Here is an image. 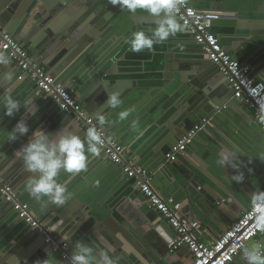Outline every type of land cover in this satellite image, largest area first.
<instances>
[{"label":"water","instance_id":"1","mask_svg":"<svg viewBox=\"0 0 264 264\" xmlns=\"http://www.w3.org/2000/svg\"><path fill=\"white\" fill-rule=\"evenodd\" d=\"M33 1H36L35 4L37 3L35 8L30 4L26 7L29 0H25V2L23 0H0L1 28L24 47H27L28 52L36 62L44 65L48 73L53 75L57 82L62 85L65 84V86L72 85L70 89L73 96L81 103L88 114H91L94 118L104 115L107 121L102 126L104 130L107 131L110 137L122 143L130 154H134L135 145L130 144V139H126L125 125L122 127V123L118 118L121 107L118 109L107 107L106 97L110 93L118 92L123 101L122 105L127 103L126 105H133L136 110H139L138 108L142 105L145 106L152 102L149 100L152 89L160 92H163L164 89L162 86L152 87L151 90L144 92L141 96L139 95L138 98L134 97V93L137 91L132 93L129 91L132 88L131 83H107L109 79L105 80L100 77V68L97 65V67L94 66L93 70L91 67L85 78H83L82 73L87 62L93 57L92 55L98 52L97 49L101 44L112 41V38L115 39L118 36L117 31L123 26L120 16H124V13L128 12L120 10L119 6L111 5L109 0ZM225 1L220 0L219 3ZM233 1L237 2L238 0ZM239 1L242 3L238 2L236 9H239L240 6L243 8L244 1L248 2V5L244 8L248 10L244 12L245 14H249L250 9L254 8L253 6H261V10H258V12L264 14V0ZM126 15H129V20L132 22H142V24L143 22L149 24L157 20V18L145 12L141 15L130 13ZM260 22L262 23L260 26L252 23L256 32L254 31L251 37L258 38V41L254 43L256 46L254 53L248 55L247 65L251 68V78L264 83V18ZM214 24L211 32L217 36L224 50L226 49L227 52L232 51L226 48L227 45H225L229 40L225 38L227 32L217 30L219 28H216ZM153 25L156 26V23ZM112 27L115 28L111 29ZM229 32H232V30ZM181 34H186L187 43H194L193 37L188 31L177 35ZM236 34L239 35L240 33L237 32ZM240 41L242 40H237V42ZM193 46L201 52V56L196 58L195 61L178 56V49H171L170 53L174 54L173 63L166 61V59L154 62L153 67L156 72L165 68L166 71L174 73L172 86L177 89L181 98L174 103L178 108L177 111L170 112L168 110L170 108V101H168L161 109L142 118V120L147 119V121L145 124L138 125L140 132H144L148 128V124L152 123L155 118H160L161 123H166L163 128L169 124L171 125L167 133L160 139L159 144L151 149L148 148L142 155H134L133 157L140 161L138 166L153 174L156 187H165L171 193H176L188 189L186 182H191L189 185L197 189L198 193L194 192V196H190L189 192L187 193L186 197L188 196L190 201L187 205L188 210L199 222L200 229L205 228L207 231H213L221 223L226 225L234 222L243 211L258 199L263 193L264 172H260L258 177L256 172L247 170L245 173L238 168L239 171L241 170L238 174H243V180L236 182L233 178L230 179L224 176L225 172L222 171V165L218 159L211 162V167L217 174L222 176L223 173L220 179L208 173L206 168L198 167L195 163L189 162V166L184 167V172L181 175L185 180L184 182L183 179L178 180L176 173H174L175 166L166 164L165 154L182 136L193 130L195 126L201 125L205 119L209 120L208 123L195 134L187 147V151L192 149L194 143H199L201 146L206 143V151L210 153L208 157L212 156L210 160H215L211 150L213 146L216 148L219 146L217 142L223 135L224 129L228 132L233 130L231 131L232 135L238 134V129L245 122L253 129L258 130L263 136L264 133L251 120L252 113L248 109L249 103L243 100L236 104L239 107L242 106L245 111L244 114L236 110V105H234L236 101L232 99V91L224 73L218 66L209 61L203 52L202 46ZM0 54L8 59L7 65H0V97L10 92L21 104L26 99H32L34 104L31 105V108L35 114L39 115L38 105L36 104H41V101L44 102V108L47 110L43 112L41 120L34 122L35 117L23 108L13 116L8 117L4 115L3 108L0 106V181L21 202L28 204L33 218L40 225L49 228L48 235L51 238L60 239L70 248L69 257L66 260L62 259L61 250L58 247L46 243L44 234L35 233L37 230L21 220L18 214L13 211L11 204L0 198L2 212L10 210L12 218L20 220L28 226V229L26 228L22 232L20 229L17 230L18 233L10 235L12 242L17 246L27 243L25 245L28 248L25 252L26 255L19 253L18 258L7 262L5 253L7 251V256H9L8 252L9 250L13 251V246L10 245L11 243L5 248L0 246V264H3V261H6L5 264H69V258L76 250L77 245L91 247L96 258H98L101 251H105L114 258L115 264H177L180 261L181 251L187 248L184 247L178 250L172 248L175 237L173 230L166 222L160 221L159 214L147 206L143 196H141L142 198L138 196L141 194H139L136 179L127 178L123 175L121 169L114 165L102 151L99 155L105 157L112 167L110 173L112 185L108 175L109 184L104 182L108 185L104 190H101V187V193L98 190L94 194H92L94 192L92 191L86 195L80 190L72 191L75 184L73 181L74 175L64 172H61L57 177L58 182L62 183L70 193V197L64 205L52 204L47 198L37 200L28 193L26 187L32 174L24 169L22 160L16 157L15 152L28 142L33 130L36 128L42 129L50 137L54 136V133L48 131V127L57 123L56 116L51 115L50 109L47 108V105L45 106L44 98L48 100L49 98L44 93L39 92L33 82H30L32 86L28 89L19 85L20 79H18L17 67L5 52L0 51ZM242 57L243 55L237 53L234 58L240 60ZM158 65L161 69L157 67ZM78 73L82 74L79 75ZM6 74H11V81L5 79ZM166 74H169V76H166ZM166 74L160 73L165 78L170 77V73ZM91 81L93 83H90ZM168 83L170 85V82ZM133 86L137 87L135 84ZM166 91H168L167 86ZM229 99H231L230 102H228ZM53 106L58 108L57 104L53 103ZM223 106L225 108H222ZM21 114H25V116L18 118V115ZM236 115L241 117L240 122L235 118ZM48 119L50 120L49 124H44V121ZM21 120L29 124L28 133L24 136H18L15 140H10V132L14 129L17 121ZM68 121H73L72 126L74 130L76 129L75 134L83 139L85 133L78 122L70 117H68ZM222 121L225 123L222 124ZM213 128L219 129L220 135L216 134L215 139L211 134L209 138L203 141L201 138H203L205 132L209 133ZM140 136L146 139L148 133L145 135L142 133ZM217 156L220 157L219 154ZM91 157L93 156L89 154V158ZM182 158L185 157L182 155ZM80 174H77V176H80ZM262 174L263 176H261ZM200 181H202V184H200ZM159 191L161 190L159 189ZM162 194L168 196L167 193ZM126 197L133 202L135 208L133 214L129 216L122 212L121 200L126 199ZM207 220L208 223H205ZM227 227L225 226L224 230Z\"/></svg>","mask_w":264,"mask_h":264},{"label":"crops","instance_id":"2","mask_svg":"<svg viewBox=\"0 0 264 264\" xmlns=\"http://www.w3.org/2000/svg\"><path fill=\"white\" fill-rule=\"evenodd\" d=\"M23 2H25V0H23ZM35 2L36 1L29 0V3L26 4V7L30 4V6H33L35 8L37 6V3L35 4ZM219 2L220 0H190L191 5L195 9L205 10V11L209 10L219 15V19L215 21L214 25H216V28H219L217 30L219 31L221 30L222 32H227L225 38L229 40L227 43H225V45H227L226 48L232 50L230 52H227L225 49V51L228 54H230L232 57H235L237 53H240V55H243V57L239 61L244 64H247V60L249 57L248 55L254 53L256 48L254 43L258 41V38L251 37V35L254 34L255 31L252 23H255L260 26L262 24L260 20L264 18V14L261 13L260 11L258 12V10H261V6L260 7L253 6L254 8L250 9L249 14H245L244 12L248 11L247 9H244L248 5L247 1H244L245 4L244 7L241 8L240 6L239 9H236L237 3L238 2L242 3L239 0L237 2L233 0H226L224 3H219ZM126 14H129V12L128 13L125 12L124 16L123 15L120 16V18L122 19L123 26L120 27V29L117 31L118 36L115 39L112 38V41L109 42L106 41L104 42V44H101V46L97 49L98 52L92 55L93 57L91 58V60L87 62V65L85 66V69L87 70L84 69L82 73H83V78H85L86 75L89 74L91 67L93 70L94 66L97 65L100 68L99 70L100 77L104 78L105 80L109 79L107 83L109 84H115V82L131 83L132 88H130L129 91L131 93L137 91L136 93H134V97L143 95L144 92L151 90L152 87L155 88L162 86V88L164 89L163 92H160L158 90L153 91L152 89V93L151 95H149L150 98L149 100L150 102L151 101L152 102L150 104H147L148 106L145 105L147 106L146 108H144L145 106L142 105V107L138 108L139 110H136V108H134L133 105H126L127 104L126 103L125 105H122L121 108L119 109V111L126 109H134V111L131 112L129 118L127 120L120 121V123H122V127L125 125L124 127L126 129V133H125L126 139H130L131 142L130 144L135 145L134 154H130L128 151V155L132 159L133 163L139 165L140 161L137 158H134L133 156L134 155L137 156L140 154L142 155L144 151H146L148 148L151 149L155 147L157 144H159L161 142L160 139L167 133L169 126L171 125L169 124L167 127L165 126V128H163V126L166 123H161L160 118H155L153 119L152 123L148 124V128L144 132H140L138 129V125H141L142 123L145 124L147 121V119L142 120V118L145 115H151L153 112H156V110L161 109L164 106L165 102L168 101H170V108L168 110H170V112L177 111L178 108L177 106L174 105V103L178 102L181 98V96L178 95L177 89L174 86H172V79L174 80L173 77L174 73L172 71H166L165 68H163L159 72H156L153 67L154 62L166 59V61L173 63L174 54L170 53L171 49H178L179 52L178 56H183L188 58L189 60H194V61L196 60V58H199L201 56V52L195 46H193L196 44L187 43L188 38L186 37V34H181V35H176L175 37H170L164 43L155 44L154 49L152 51L144 50L141 53H136L137 55H134L135 53L132 54L131 51L129 50V46L125 43L126 38H130L131 34L134 31H138V30L144 31L146 35H151L149 29L155 28L156 26H154L153 24H155L156 22H152L149 24H146L144 22L142 24V22L138 23L136 21L132 22L131 20H129V15ZM135 14L141 15L143 14V12L141 10H137ZM136 17L141 18L140 16H136ZM113 28L115 27H112L111 29ZM231 30L232 32H229ZM237 32H239L240 34L239 35L236 34ZM237 40H242V41L237 42ZM25 48L27 49V47ZM42 66L48 72L47 68L44 65ZM157 67L160 68L159 65ZM82 73H78V74L80 75ZM160 73H164V74L170 73V77L165 78L161 76ZM18 74H19V70H18ZM166 76H169V74H166ZM19 81H20L19 85L25 86L27 87V89L30 86H32L30 85V81L27 78L26 79L24 78ZM168 82H170V85ZM90 83H93V81H91ZM133 84L137 85V87L135 88ZM63 86L67 88L69 92L73 95L70 89V87L72 88V85L65 86L64 84ZM166 86L168 88V91L170 92L166 91ZM157 95H159L158 98H156ZM230 100L231 99H229L228 102H230ZM44 101H45V106L47 105V108L50 109L51 115L56 116V121H57V123L51 124V126L48 127V131H51L52 133L56 134L61 129V127H63L66 131L73 132L75 134L74 131L76 129L74 130V127L72 126L73 121L69 122L68 117L65 114H63V112L59 109V107L55 108L50 100L44 98ZM235 101L236 103H234V105L241 102L238 100ZM36 105H38L39 115L35 114L33 116L35 117L34 122L41 120V116L43 115V112L47 111L46 108H44V102L42 103L41 101V104L37 103ZM235 107L237 111L241 112V114L245 113L242 106L239 107L238 105H236ZM250 111L252 113V110ZM21 116L24 117L25 114L18 115V118H20ZM236 116L237 117L235 118L239 121L241 117H239V115ZM250 117L251 120L254 121L252 114ZM133 120L137 122L138 130H133L131 128V123ZM49 121H50L49 119L45 120L44 124H49ZM221 123L223 124L225 122L222 121ZM242 124L244 128L238 125L240 127L239 129L237 128L238 134L232 135L231 131L233 130L228 132L226 129H224L221 138L220 136H218L220 135L218 132L219 129L217 130L213 128L209 133L205 132L203 138H201L203 141L209 138L211 134L215 137V139H216V134H218L217 136L218 138H220L219 141L217 142L219 146H217V148L213 146L211 150L215 156V160H210L212 156L208 157L210 153L206 151L207 150L206 143H203L202 146L199 143H194L191 147L192 148L191 150L187 151L186 149V151L182 154L185 157L184 159L182 158V155H179L178 159L175 162L166 163V164L175 166L176 170L174 171V173H176L178 180L183 179L181 175L184 172V167L189 166V162L195 163L198 167L206 168L208 173H211L214 176H216L218 179H220V177L223 176V173L222 176L220 174H217L214 171V169H212L211 162L216 161V159L220 160L221 154L225 151L228 152L236 151L235 160L237 161L238 168L244 172L247 170L248 171L250 170V172H256V174L259 177L260 172H264V136L258 130L253 129L245 122H243ZM117 128L119 130V126ZM151 128H155V129H151ZM142 133L143 135L148 133L146 139H143L140 136V134ZM217 154H219L220 157H218ZM235 160L233 161V163H236ZM110 165L111 164L108 161H106V158L103 157L102 155L93 156L89 158L88 169L86 171H83L80 174V176L74 175L73 181L75 184L74 187L72 188V191L80 190L83 194L85 193L87 195L92 191H94L92 193L94 194L96 191L100 190L101 187H102L101 190H104L106 186L109 184L108 175H109V181L110 182L112 181V179L110 178L112 167ZM102 168L104 169L102 170ZM221 168L223 169L222 171L225 172L224 176H227V178L230 179H232L234 175H237L238 172H241V170L239 171L238 169L231 168L230 166L227 165L224 167L221 166ZM261 176H263V174ZM182 181L185 182L184 179ZM104 182L108 184H105ZM154 183H155V179L153 184ZM189 183L191 184V182H186V186L188 187V189L186 188L176 193H171L165 187H159V186L156 187L155 184L154 187L160 194L167 193L168 196H172L177 202L180 203L181 209L179 213L182 217L190 218L191 220L197 221L195 216L188 210L187 205L189 204L190 201L188 199L189 197L188 196L186 197V195L189 192L190 196L191 195L194 196V192L198 193V191L197 189L190 186ZM200 184H202V181H200ZM159 189L161 191H159ZM262 190L264 193V186L262 187ZM139 194L141 193L139 192ZM138 196L141 197L142 194ZM0 198L2 197L0 196ZM121 205H123L122 212H124V214L128 216L133 214V209L135 208L133 202L129 198L126 197V199H122ZM1 208H2V204H0V246L2 248H5L6 246H8L9 243H11L10 245L13 246L12 247L13 251L11 252L9 250L8 252L9 256H7V251L5 253L6 254L5 257L8 262V260L11 261L14 260V258H18L20 255L19 253H24V255H26L25 252H27L28 248L27 246L25 247V245L27 243H25L24 245L22 244L20 246H17L14 242H12L10 235L12 236L14 235V233H18L17 230L20 229H21L20 231L22 232L26 230V228L28 229V226L24 225L22 221L12 218L10 215L11 214L10 210L2 212ZM159 219L162 222L164 221L160 217ZM205 223H208V220L205 221ZM232 223L233 222H230L227 223L226 225L224 223H221L220 226H216V230L211 229L213 231H207L205 228L200 229V225H199V230L196 236L198 237L199 241L203 243L211 242L221 232L224 231L225 226H229ZM35 233L38 234L37 231ZM255 241L264 245V234H262ZM180 255H181L180 261L177 264H191V260H192L191 255L187 249L182 250ZM5 263L6 261H3V264ZM231 264H245V261L242 256V252Z\"/></svg>","mask_w":264,"mask_h":264},{"label":"built area","instance_id":"3","mask_svg":"<svg viewBox=\"0 0 264 264\" xmlns=\"http://www.w3.org/2000/svg\"><path fill=\"white\" fill-rule=\"evenodd\" d=\"M180 16L189 24V34L192 35L196 45L202 46L204 54L209 61L220 68L226 76L232 98L238 101L246 100L252 110L253 120L264 133V123L260 117L264 115V83L251 78L249 65L228 54L220 45L217 36L211 32L219 15L209 10L195 9L190 0L180 10ZM0 51L7 54L19 70L18 79H28L35 84L39 92L44 93L49 100L57 104L67 117L78 122L80 128L86 133L89 127H97L102 132L104 141L101 151L127 178H135L137 188L145 198L147 206L156 211L174 232L173 249L187 248L191 255V264H231L242 252L241 245H249L262 234L255 230L256 218L264 208V193L240 216L221 232L213 241L203 243L196 234L199 223L180 215L181 205L172 196L160 194L154 187L153 174L133 163L125 146L109 136L104 128L99 125L98 119L88 114L81 103L65 88L56 78L49 74L45 68L36 62L28 50L16 41L10 34L0 27ZM238 66V67H237ZM222 108H225L223 106ZM209 120H203L201 125L194 127L178 142L170 147L165 154L167 163L175 162L182 155L192 138ZM0 196L4 202L10 203L13 211L25 223L29 224L38 233L46 236V243H51L61 250L62 259L66 260L70 254L69 246L57 239L51 238L49 228L40 225L30 214L28 204L20 199L0 181Z\"/></svg>","mask_w":264,"mask_h":264},{"label":"clouds","instance_id":"4","mask_svg":"<svg viewBox=\"0 0 264 264\" xmlns=\"http://www.w3.org/2000/svg\"><path fill=\"white\" fill-rule=\"evenodd\" d=\"M109 3L129 13L135 14L137 10H141L157 18L156 27L149 29L151 35L138 30L133 32L130 38H126L125 43L133 53H141L144 50L152 51L155 44L164 43L170 37L189 30L188 22L180 16V10L186 4V0H109ZM7 64V57L0 54V65ZM5 79L11 81V74H6ZM122 103L118 92L110 93L106 97V105L111 109L120 108ZM32 104V99H26L21 104L10 92L0 97V106L3 108L4 115L8 117L13 116L21 108L34 116ZM132 111L134 109L119 111V120H127ZM97 119L101 126L107 122L104 115H99ZM260 121L264 123V115H261ZM131 128L138 130L135 120L132 121ZM28 131V125L23 120L17 121L10 132L9 139L15 140L18 136H24ZM103 143L102 132L97 127H89L83 139L73 132L66 131L63 127L51 137L42 129L36 128L28 142L15 152L16 157L22 160L24 169L32 174L26 190L34 199L47 198L52 204L64 205L70 193L62 183L58 182L57 177L61 172L77 175L86 171L89 154L98 156ZM235 157L236 151H225L221 154L219 163L223 167L227 165L238 169ZM234 160L236 163H233ZM232 178L236 182L242 181L243 174L239 173ZM255 230L264 233V208L256 218ZM240 247L245 264H264V245L253 241L250 245L242 244ZM69 264H115V261L105 251H101L96 258L91 247L77 245L69 258Z\"/></svg>","mask_w":264,"mask_h":264}]
</instances>
